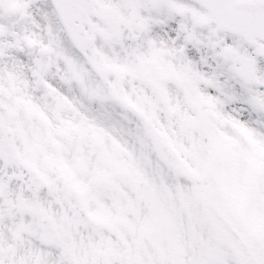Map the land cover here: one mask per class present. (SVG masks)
I'll list each match as a JSON object with an SVG mask.
<instances>
[{"label": "snow or ice", "instance_id": "1", "mask_svg": "<svg viewBox=\"0 0 264 264\" xmlns=\"http://www.w3.org/2000/svg\"><path fill=\"white\" fill-rule=\"evenodd\" d=\"M0 264H264V0H0Z\"/></svg>", "mask_w": 264, "mask_h": 264}]
</instances>
